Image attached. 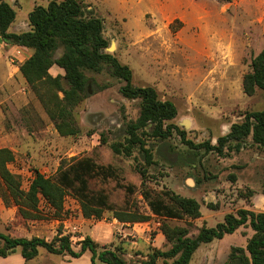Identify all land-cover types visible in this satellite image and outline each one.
Listing matches in <instances>:
<instances>
[{
    "label": "rangeland",
    "instance_id": "obj_1",
    "mask_svg": "<svg viewBox=\"0 0 264 264\" xmlns=\"http://www.w3.org/2000/svg\"><path fill=\"white\" fill-rule=\"evenodd\" d=\"M7 1L15 10L10 30L22 32L29 29V11L50 0ZM78 1L102 20L108 41L105 50L129 67L132 84L152 86L161 100L175 105L176 115L169 122L182 135L172 131L166 138L147 137L152 157L147 166L139 151L128 157L115 154L109 144L122 138L124 127L138 117L140 106L139 99L121 94L124 82L107 69L87 72L102 87L74 108L79 133L59 134L18 69L32 50L11 48L0 39V148L13 153L7 167L19 177L22 188H28L34 170L53 176L62 161L81 156L111 166L116 176L89 180L90 190L105 194L110 205L99 219L83 217L71 194L65 196L61 218H55L49 205L40 201L41 217L25 219L16 205H5L0 198V232L51 240L61 230L70 237L74 250L89 235L100 245L120 248L126 262L136 264L146 258L150 247H170L160 230L162 223L183 226L193 236L200 227H213L226 213L239 208L264 212V147L253 143L250 136L239 142L238 149L236 141H231L223 153L201 147L203 142L215 145L246 112L263 107L262 91L244 93L242 78L264 47V0ZM49 73L55 76L63 70L53 65ZM140 166L146 168L143 177ZM145 189H168L192 197L199 203L200 216L164 219L153 215L141 192ZM208 203L218 207L212 209ZM128 209L147 214L149 219L131 223L114 217V211ZM252 233L246 224L202 243L189 264H228L231 247H245ZM0 264H24V260L17 249L0 256ZM26 264L91 263L88 251L72 257L40 248ZM156 264L170 261L160 259Z\"/></svg>",
    "mask_w": 264,
    "mask_h": 264
},
{
    "label": "trees",
    "instance_id": "obj_2",
    "mask_svg": "<svg viewBox=\"0 0 264 264\" xmlns=\"http://www.w3.org/2000/svg\"><path fill=\"white\" fill-rule=\"evenodd\" d=\"M14 20V8L7 0H0V39L6 45H18L32 50L19 63L18 69L42 102L59 134L79 133L74 108L102 87L87 72L100 73L107 69L112 76L124 82L120 87L121 94L126 98L139 99L140 106L138 117L124 127L122 138L109 144L115 154L128 157L139 151L147 166L152 163L150 150L146 147L147 137L166 138L172 131L182 135L178 127L169 122L176 115L175 105L169 100H161L152 86L132 84L129 67L105 50L108 41L103 35L102 20L88 12L80 1L50 0L46 5L33 7L28 13L29 29L26 31H11L10 26ZM58 51L60 53L56 56ZM53 65L60 67L63 74L52 76L49 69ZM242 89L248 95L261 90L264 98V47L252 59L250 70L243 75ZM248 136L253 143L264 147V100L260 110L246 112L244 119L231 124L229 131L219 136L215 145L203 142L201 147L223 153L224 148L230 147L231 141H236L234 147L238 149L239 142ZM12 159L13 153L8 148H0V198L5 205H16L18 213L25 219L41 217L40 201L49 205L55 218H61L67 194L78 200L85 218L99 219L103 210L110 206L105 194L92 192L89 188V180L96 176L103 179L116 177L114 169L109 165L97 164L89 156L70 158L60 163L53 176H45L34 170L28 188L23 189L19 177L7 167ZM138 171L143 177L146 168L140 166ZM141 192L153 215L164 219H195L200 216L199 203L192 197L168 189L161 192L145 189ZM208 207L216 209L218 205L208 203ZM114 217L120 222L131 223L149 219V215L131 209L114 211ZM246 224L253 233L245 247H231L228 264H264V212L246 208L226 213L223 221L213 227L202 226L193 236L183 226L162 223L160 230L170 247H150L146 258L136 264H156L160 259L170 261V264H189L200 244L220 239ZM79 245V249L74 250L70 237L62 234L61 230L51 240L0 232V256L6 257L19 249L24 264L36 257L40 248L51 254H67L72 257H80L88 251L91 264H128L120 248L100 245L89 235H85Z\"/></svg>",
    "mask_w": 264,
    "mask_h": 264
},
{
    "label": "crops",
    "instance_id": "obj_3",
    "mask_svg": "<svg viewBox=\"0 0 264 264\" xmlns=\"http://www.w3.org/2000/svg\"><path fill=\"white\" fill-rule=\"evenodd\" d=\"M17 47H20L18 45H12L11 48H17Z\"/></svg>",
    "mask_w": 264,
    "mask_h": 264
}]
</instances>
